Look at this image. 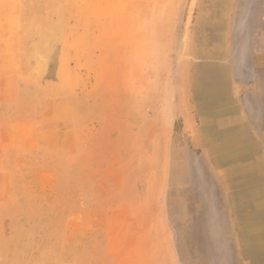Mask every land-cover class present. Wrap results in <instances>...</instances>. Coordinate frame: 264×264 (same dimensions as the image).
I'll use <instances>...</instances> for the list:
<instances>
[{
	"label": "rangeland",
	"instance_id": "obj_1",
	"mask_svg": "<svg viewBox=\"0 0 264 264\" xmlns=\"http://www.w3.org/2000/svg\"><path fill=\"white\" fill-rule=\"evenodd\" d=\"M191 2L0 0V264H244L176 168Z\"/></svg>",
	"mask_w": 264,
	"mask_h": 264
},
{
	"label": "crops",
	"instance_id": "obj_2",
	"mask_svg": "<svg viewBox=\"0 0 264 264\" xmlns=\"http://www.w3.org/2000/svg\"><path fill=\"white\" fill-rule=\"evenodd\" d=\"M192 10L183 80L178 70L177 111L186 139L176 151L200 156L190 166L177 161L176 168L208 170L243 263L264 264V0H193ZM207 83L214 88L209 96ZM212 140L219 143L216 161L203 152ZM243 142L242 158L224 155ZM200 182L193 178L192 184Z\"/></svg>",
	"mask_w": 264,
	"mask_h": 264
},
{
	"label": "bare ground",
	"instance_id": "obj_3",
	"mask_svg": "<svg viewBox=\"0 0 264 264\" xmlns=\"http://www.w3.org/2000/svg\"><path fill=\"white\" fill-rule=\"evenodd\" d=\"M193 3V0H192V2H191V4ZM184 39H185V37H184ZM186 39L188 40L189 39V41H190V38H187L186 37ZM189 41H188V43H189ZM186 43V42H185ZM190 44V43H189ZM191 45V44H190ZM184 57V52H183V50H182V52H181V62H180V71H182V72H180V79L181 80H183L184 79V76L185 75H187V71L185 72V70L183 69V65H185V61L183 62V59H185V58H183ZM184 73V74H183ZM213 90H214V88L212 87V85L211 86H209L208 85V83L203 87V93H204V95L205 96H209L210 94H213ZM216 94H218V90H216ZM192 132H191V136H192V138H193V140H194V142H197L198 143V138H197V136H196V132L194 131L193 132V130H191ZM236 145V147H234V148H232V150H226V153H224V155L226 156V157H229V156H238L239 158H242V156H244V151H246V149L248 148V144H246L245 145V143L243 142V143H237V144H235ZM239 145V146H238ZM231 148V147H230ZM218 149H219V143L215 140H212V141H210L209 142V144H208V146L206 147V149H204V155L206 156V157H208L209 159H215V161H216V159H219V156H218ZM216 157H218V158H216ZM222 159V158H221ZM220 165H221V163H220ZM251 170V169H250ZM237 241L238 242H240L239 240H238V237H237ZM259 248V247H258ZM261 249V250H260ZM260 249H259V251H261V253H262V259L261 260H263V263H264V248H261V246H260ZM255 250H257V248L256 247H254V250L253 251H255ZM240 252V251H239ZM249 255V254H248ZM258 259H259V257H258ZM251 260V259H250ZM260 260V262H262ZM262 264V263H261Z\"/></svg>",
	"mask_w": 264,
	"mask_h": 264
}]
</instances>
